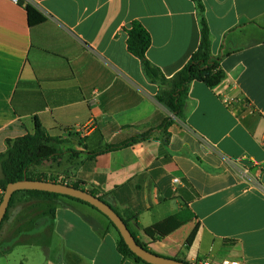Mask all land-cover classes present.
Instances as JSON below:
<instances>
[{
  "label": "crops",
  "instance_id": "1",
  "mask_svg": "<svg viewBox=\"0 0 264 264\" xmlns=\"http://www.w3.org/2000/svg\"><path fill=\"white\" fill-rule=\"evenodd\" d=\"M21 1L47 20L30 27L24 5L0 0V154L39 121L60 155L33 171L137 215L130 229L152 252L264 264V0H202L226 77L214 89L193 82L183 119L157 100L124 30L146 27L147 58L171 78L200 46L193 1ZM23 203L0 231V256L38 239L47 264H136L89 205L59 197L54 215H37ZM171 216L186 224L157 242L145 233Z\"/></svg>",
  "mask_w": 264,
  "mask_h": 264
},
{
  "label": "trees",
  "instance_id": "2",
  "mask_svg": "<svg viewBox=\"0 0 264 264\" xmlns=\"http://www.w3.org/2000/svg\"><path fill=\"white\" fill-rule=\"evenodd\" d=\"M191 1L196 4L200 15V46L198 50L192 55L188 64L171 78L166 77L162 71L147 58L148 50L152 45V36L146 27L140 21H134L129 28L124 30L128 35V51L141 61L146 77L151 82L160 86V92L157 96V100L179 119H183L185 117V107L189 98L190 87L193 82H200L209 88L214 89L218 87L226 77V73L221 67V59L219 57H215L212 54V38L210 28L205 17L204 4L202 0ZM20 4L24 5L22 1H20ZM24 6L27 12L28 23L30 27L41 25L47 20V18L31 4H25ZM166 124L168 126L170 124V120H167ZM132 142H136V140ZM60 144V139L52 137L50 134H48L39 121H37L35 133L33 135H27L16 140H9L7 143V150L0 154V168L2 171V177L0 178V191L2 192L0 203L7 185L10 183L23 180L64 183L63 180H59L58 178H51L45 174L36 173L33 171L35 167L41 166L46 161L58 157L60 155ZM72 186L76 188H82L80 184H73ZM91 193L104 200V198L99 196L96 192L91 191ZM20 194L27 197L29 200L52 202L59 197H67L69 199L89 205L88 203L79 199L55 193L32 190L18 191L14 193L11 199L9 210L2 225L0 226V231L4 223L9 219L10 211L15 206L17 196ZM49 206L50 213L54 215L55 209H52L50 204ZM89 206L94 208L91 205ZM94 209L99 211L96 208ZM114 210L124 219L125 223L130 229V222L136 220L137 215L129 214L125 216L121 215L117 209ZM108 220L110 221L111 226L117 230L114 223L109 218ZM185 224L186 221L182 220L179 216H171L164 221L155 224L151 228L146 229L145 233L153 241L157 242L164 240ZM131 232L136 241L141 246H143L146 250L151 251L148 245L141 242L132 230ZM195 237L196 233L194 232L189 239V244L194 241ZM117 248L118 252L124 258L132 259L136 264H149L131 251L120 233Z\"/></svg>",
  "mask_w": 264,
  "mask_h": 264
},
{
  "label": "water",
  "instance_id": "3",
  "mask_svg": "<svg viewBox=\"0 0 264 264\" xmlns=\"http://www.w3.org/2000/svg\"><path fill=\"white\" fill-rule=\"evenodd\" d=\"M44 191L49 193L60 194L64 196L79 199L98 209L106 217H108L119 231L126 244L131 251L149 264H191L177 259L166 258L146 250L141 246L133 236L131 230L125 223L124 219L104 200L100 197L86 191L82 188H76L72 185L51 181L23 180L15 183H10L4 192L0 203V226L2 225L5 216L9 210V205L14 193L18 191Z\"/></svg>",
  "mask_w": 264,
  "mask_h": 264
},
{
  "label": "rangeland",
  "instance_id": "4",
  "mask_svg": "<svg viewBox=\"0 0 264 264\" xmlns=\"http://www.w3.org/2000/svg\"><path fill=\"white\" fill-rule=\"evenodd\" d=\"M20 202H24L23 203L24 207L28 206L30 208L31 206H34L35 207L34 212H36L37 215L43 214L50 210V206L48 202L29 200L27 197L21 194L17 196V201L14 208L16 207V205L20 204ZM41 242L43 241L35 239L33 245L19 246L12 251L11 255H1L0 264H34V261L40 258L43 260L42 261L40 260L38 264H47L49 262V259L44 251L45 244ZM57 245H58V239L54 238L53 246L56 247Z\"/></svg>",
  "mask_w": 264,
  "mask_h": 264
},
{
  "label": "built area",
  "instance_id": "5",
  "mask_svg": "<svg viewBox=\"0 0 264 264\" xmlns=\"http://www.w3.org/2000/svg\"><path fill=\"white\" fill-rule=\"evenodd\" d=\"M15 3H19L21 0H13ZM175 182H178V180H175ZM195 264H241L238 260L233 259H223L220 261L210 259V258H202L198 260Z\"/></svg>",
  "mask_w": 264,
  "mask_h": 264
}]
</instances>
